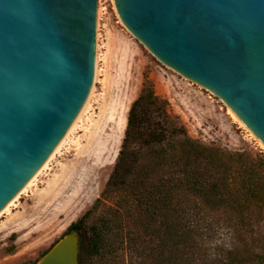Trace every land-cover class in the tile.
Returning a JSON list of instances; mask_svg holds the SVG:
<instances>
[{
    "label": "water",
    "instance_id": "1",
    "mask_svg": "<svg viewBox=\"0 0 264 264\" xmlns=\"http://www.w3.org/2000/svg\"><path fill=\"white\" fill-rule=\"evenodd\" d=\"M99 0H0V212L77 118L96 69ZM163 68L205 88L264 151V0H113ZM72 229L35 264H80Z\"/></svg>",
    "mask_w": 264,
    "mask_h": 264
},
{
    "label": "trees",
    "instance_id": "2",
    "mask_svg": "<svg viewBox=\"0 0 264 264\" xmlns=\"http://www.w3.org/2000/svg\"><path fill=\"white\" fill-rule=\"evenodd\" d=\"M263 221L264 153L193 138L144 87L105 189L67 232L80 264H264L246 235Z\"/></svg>",
    "mask_w": 264,
    "mask_h": 264
},
{
    "label": "rangeland",
    "instance_id": "3",
    "mask_svg": "<svg viewBox=\"0 0 264 264\" xmlns=\"http://www.w3.org/2000/svg\"><path fill=\"white\" fill-rule=\"evenodd\" d=\"M144 87L166 100L167 111L193 138L264 153L210 92L152 58L121 23L113 0H99L90 106L36 181L0 215V264L37 262L92 207L114 169L129 111ZM253 231L247 240L263 250L264 221Z\"/></svg>",
    "mask_w": 264,
    "mask_h": 264
},
{
    "label": "bare ground",
    "instance_id": "4",
    "mask_svg": "<svg viewBox=\"0 0 264 264\" xmlns=\"http://www.w3.org/2000/svg\"><path fill=\"white\" fill-rule=\"evenodd\" d=\"M101 12V11H100ZM96 70V69H95ZM93 87V86H92ZM91 94H89L90 96H88L87 101L85 102L83 108L81 109L80 113L78 114L77 118L75 119V121L73 122V124L71 125V127L69 128V130L67 131L66 135L63 137V139L60 141V143L57 145V147L55 148V150L52 152V154L49 156V158L45 161V163L39 168V170L35 173V175L31 178V180L25 185V187L7 204V206L0 212V215L6 211H8L12 205H14L15 201L17 200V198L19 197L20 194H22L23 192H25L33 183L34 181H36L37 177L39 174H41V172L48 166V164L50 163L52 157L60 151L61 147L66 143V141L68 140L69 136L75 131V129L78 127V123L81 121V118L83 116V114L87 111V109L90 106V101H91V97L94 93V88H91L90 91ZM229 114H231V112L229 111ZM232 118H234L235 121H237V119L231 114ZM238 122V121H237Z\"/></svg>",
    "mask_w": 264,
    "mask_h": 264
}]
</instances>
